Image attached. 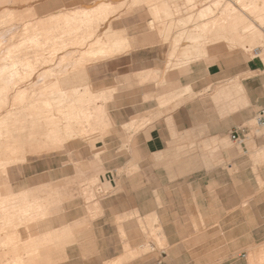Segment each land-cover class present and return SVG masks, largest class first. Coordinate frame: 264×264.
<instances>
[{
    "label": "crops",
    "instance_id": "obj_1",
    "mask_svg": "<svg viewBox=\"0 0 264 264\" xmlns=\"http://www.w3.org/2000/svg\"><path fill=\"white\" fill-rule=\"evenodd\" d=\"M99 1L53 0L51 9L86 8ZM174 1L159 0L165 12L158 18L142 10L117 15L109 29L126 40V47L84 69L110 124L96 163L108 190L101 192L95 216L88 220V240L67 247L65 264H246L248 248L264 264V191L246 202L252 163L246 142L252 136L264 148V134L247 130L250 137L242 144L230 138L264 107L262 51L221 67L192 51L184 57L181 48L182 64L189 55L194 59L189 73L168 67L179 44L174 41L184 39L181 22L188 18L179 20L170 44L163 41L171 25L161 29L162 17H169L166 10L178 12ZM244 1L222 0L223 8L237 9L239 29L248 25L242 26L246 18L254 24L264 16V0H254L255 18L242 9L252 2ZM39 7L41 12L49 8ZM210 18L207 24L215 20ZM155 22L161 23L158 32L151 27ZM227 33L226 39L247 38ZM48 165L51 178L55 167ZM254 199L259 201L253 205Z\"/></svg>",
    "mask_w": 264,
    "mask_h": 264
},
{
    "label": "rangeland",
    "instance_id": "obj_2",
    "mask_svg": "<svg viewBox=\"0 0 264 264\" xmlns=\"http://www.w3.org/2000/svg\"><path fill=\"white\" fill-rule=\"evenodd\" d=\"M209 1L175 0L177 7L173 8L178 12L170 14L166 10L165 14L169 17H162V24L155 22V25H151L155 31L160 24L163 30L164 25H171L168 38L163 40L168 44L172 41L170 37L177 36L180 26L182 28L184 39L174 41L179 44L167 66L178 68L183 74L189 73L188 64L194 59H190L192 57L189 55V60H184L188 63L182 64L179 61L181 48L184 57L186 51H192L194 57H199L208 64L219 61L221 67L222 63L237 65L249 60L252 57L251 50L255 47H261L260 58L264 60V34L261 30L258 33L246 18L242 26L248 25L239 31L240 18L234 16L238 14L237 11H232L234 7L223 8L222 0H216L210 7L202 10ZM52 2L53 0H44L38 4L49 7L46 12H39L40 17L28 14V10L35 4L34 0H18L14 5L8 1L0 2V19H4L2 24L12 29L8 31V35L14 33V41L18 42L22 35H29L24 34L23 28L35 19H45L47 14L64 9H77L61 8L52 11ZM250 2L253 6H244L243 9L255 18L256 13L251 12V9H256V3L254 0ZM95 4L86 8L90 9ZM238 4L246 3L238 0ZM121 8L108 17L99 14L84 21L60 22L59 25L63 28L80 26L79 30L65 40L56 39L60 31L49 23H43L40 25L42 30L39 35L44 47H24L17 53L20 114L14 127L7 120L5 126L0 128V197L3 198L7 232L10 231V217L14 212L17 214L20 243L16 249L8 245L2 250L0 264H65L67 247L89 238L88 220L95 216L101 192L108 190L100 181V169L96 163L100 164L103 150L99 146L110 132V124L102 105L97 104L100 98L93 93L84 75L86 66L104 58L90 57L91 44L96 38L107 39L113 35L118 37L109 28L110 22L121 15L142 10L146 17L153 15L158 18L165 12L161 13L159 0H128ZM260 11L264 12V7ZM182 16L188 18L179 26ZM210 16L215 20L207 24L208 18L211 20ZM31 20L32 22H27ZM170 20L173 22L167 23ZM261 25L264 26V22ZM227 32L231 36L241 34L247 38L226 39L229 35ZM252 34L257 36L253 37ZM64 42L67 43V48L59 49V45ZM0 50L2 57V48ZM61 56L64 58L63 62L59 61ZM26 62L29 66L24 64ZM250 119L246 125L251 127V134H264V126L258 127ZM246 145L252 162L248 166L247 177L246 202L249 203L251 197L264 191V148L255 144L252 136ZM14 154L15 160L12 161L10 158ZM48 161L55 167L51 178L47 177L45 171L50 166ZM258 201L254 199L251 203L254 205ZM261 210L264 212V202ZM26 246L33 250L32 255L27 254ZM254 251V248L246 250V264H262L261 258H256Z\"/></svg>",
    "mask_w": 264,
    "mask_h": 264
},
{
    "label": "bare ground",
    "instance_id": "obj_3",
    "mask_svg": "<svg viewBox=\"0 0 264 264\" xmlns=\"http://www.w3.org/2000/svg\"><path fill=\"white\" fill-rule=\"evenodd\" d=\"M6 1L14 5L17 3L18 0H0V2H6ZM38 1L39 0H34L35 4H33L31 9L28 10V14H31L33 16L39 15V12H41V10L39 9L40 7L38 6V4H40L44 0L42 1L40 0V2ZM127 2L128 0H123L121 3L119 2V4H115L112 3L111 1H101L99 3H96L90 9L87 8H77L76 10L64 9L62 11H57L55 13L47 14L46 15L47 18L45 19L42 18L35 19L34 22H32V20L27 21L32 23L25 25L23 30H24V34L29 33V35H26L27 37L22 35L21 37L22 39L19 40L18 42L14 41V38L16 37L14 33H11L12 35H8V31L10 30L12 31V29L10 28L8 29L7 27L3 26L2 23L4 22V19H0V48H2V57L0 56V128L1 126H5L7 120L8 121L10 120L11 122L10 124H12L14 127L18 120V116L20 114V97H19L20 91L17 83V70H16V66L18 64L17 53L20 51L21 48L24 47L37 48V49L44 47V43L41 41V36L39 35L40 34L39 32H41L42 30L40 25H42L43 23H49L51 26H54L55 30L60 31L56 39L65 40L66 38H70L71 34L74 31L79 30L80 26L75 25L70 28H63L60 27L59 25L60 22L68 23L72 21H84L86 19H89L91 16L95 17L99 14L108 17L111 14L116 13V11L118 12L121 7L123 8L125 6ZM243 10L245 12L247 11L246 9ZM232 11H235L234 8L232 9ZM251 12L258 13L257 8L255 9L253 7L251 9ZM236 20L237 19H235V21ZM262 22H264V16H260V17L258 16L255 18V23L253 25L258 30V33H260L261 30V32L264 34V26L261 25ZM252 36L255 37L257 35L252 34ZM91 45L92 46L89 55L92 58H97L99 56L111 54L115 50H119L120 48L126 46V40L123 39L122 37L120 38V36L117 37L116 35H113L107 39L96 38L94 39ZM59 46H60L59 49H64V48L66 49L67 43L65 42L61 43ZM59 61L63 62L64 58H62L61 56ZM24 64L29 66L28 62ZM4 72H6V75L4 74ZM10 159L14 161L15 154L12 155ZM2 204H3V198L0 197V254L6 246L11 245L13 249H16L20 243L17 214L14 212L10 217L8 221L10 231L7 232L6 220L4 217V210ZM29 246L25 247V251L27 252L28 255L30 254L32 255L33 250Z\"/></svg>",
    "mask_w": 264,
    "mask_h": 264
},
{
    "label": "built area",
    "instance_id": "obj_4",
    "mask_svg": "<svg viewBox=\"0 0 264 264\" xmlns=\"http://www.w3.org/2000/svg\"><path fill=\"white\" fill-rule=\"evenodd\" d=\"M261 51H262L261 47H255L251 50L252 55H259ZM249 121H253L254 124L258 127L264 126V107L259 109ZM247 130H249L250 132L252 129L250 126H247L246 123H244L231 132L230 138L234 142L238 144H242L245 141V139L249 137Z\"/></svg>",
    "mask_w": 264,
    "mask_h": 264
}]
</instances>
